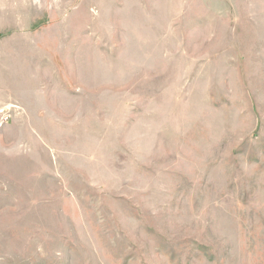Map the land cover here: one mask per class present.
Wrapping results in <instances>:
<instances>
[{"label": "rangeland", "instance_id": "374dc122", "mask_svg": "<svg viewBox=\"0 0 264 264\" xmlns=\"http://www.w3.org/2000/svg\"><path fill=\"white\" fill-rule=\"evenodd\" d=\"M28 1L0 264H264V0Z\"/></svg>", "mask_w": 264, "mask_h": 264}, {"label": "crops", "instance_id": "0c3cea01", "mask_svg": "<svg viewBox=\"0 0 264 264\" xmlns=\"http://www.w3.org/2000/svg\"><path fill=\"white\" fill-rule=\"evenodd\" d=\"M29 6L28 0H0V31L14 29L15 12L22 10L20 6Z\"/></svg>", "mask_w": 264, "mask_h": 264}]
</instances>
